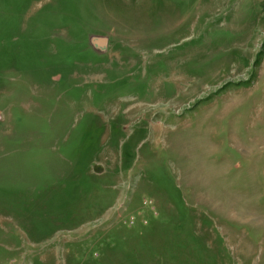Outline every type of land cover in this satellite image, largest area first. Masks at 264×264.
I'll return each instance as SVG.
<instances>
[{
  "label": "rangeland",
  "instance_id": "rangeland-1",
  "mask_svg": "<svg viewBox=\"0 0 264 264\" xmlns=\"http://www.w3.org/2000/svg\"><path fill=\"white\" fill-rule=\"evenodd\" d=\"M0 264H264V0H0Z\"/></svg>",
  "mask_w": 264,
  "mask_h": 264
},
{
  "label": "water",
  "instance_id": "water-1",
  "mask_svg": "<svg viewBox=\"0 0 264 264\" xmlns=\"http://www.w3.org/2000/svg\"><path fill=\"white\" fill-rule=\"evenodd\" d=\"M89 42L93 47L103 49L107 44V37H105V36H92V37H90Z\"/></svg>",
  "mask_w": 264,
  "mask_h": 264
}]
</instances>
